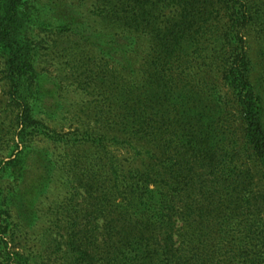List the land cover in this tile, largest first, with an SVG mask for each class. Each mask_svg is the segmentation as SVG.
Segmentation results:
<instances>
[{
    "label": "trees",
    "instance_id": "1",
    "mask_svg": "<svg viewBox=\"0 0 264 264\" xmlns=\"http://www.w3.org/2000/svg\"><path fill=\"white\" fill-rule=\"evenodd\" d=\"M256 2L102 0L101 14L146 40L151 60L144 91L122 88L123 138L105 125L98 140L74 141L99 151V168L80 183L82 195L72 189L73 202L83 201L69 213V264H264V86L251 81L246 46L254 27L264 35ZM27 9L28 0H0V53L21 131L36 124ZM218 84L228 88L241 136L228 135ZM103 94L115 100L119 91ZM115 147L132 154L122 158ZM70 165L74 176L80 163Z\"/></svg>",
    "mask_w": 264,
    "mask_h": 264
},
{
    "label": "rangeland",
    "instance_id": "2",
    "mask_svg": "<svg viewBox=\"0 0 264 264\" xmlns=\"http://www.w3.org/2000/svg\"><path fill=\"white\" fill-rule=\"evenodd\" d=\"M261 1L253 8L264 14ZM101 3L28 0L35 25L29 37L36 75L29 82L27 102L36 124L24 131L16 118L18 109L9 100L0 53V264H69V213L74 203L83 201L75 196L73 202L72 189L82 195L80 183L88 171L95 174L99 168L95 164L99 151L90 145L74 148V141L89 135L98 140L105 125L114 126L112 133L122 137L118 124L126 119L119 103L127 99L121 96L123 86L138 92L146 89L142 71L151 60L147 41L103 16ZM261 17L259 22L264 23ZM260 29L254 27L246 46L251 81L261 88L264 35ZM112 71L115 80L105 82ZM108 87L119 91L117 99L104 96ZM218 87L221 106L231 113L224 115L230 123L228 135L241 136L228 88ZM111 103L117 105L113 115L107 114ZM114 149L122 158L132 154L122 147ZM72 160L80 163L74 176Z\"/></svg>",
    "mask_w": 264,
    "mask_h": 264
}]
</instances>
